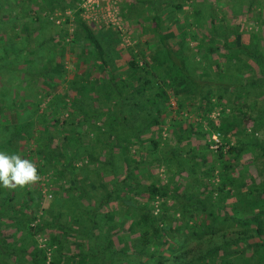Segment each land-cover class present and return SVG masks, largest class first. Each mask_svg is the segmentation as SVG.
Masks as SVG:
<instances>
[{
    "label": "trees",
    "instance_id": "trees-1",
    "mask_svg": "<svg viewBox=\"0 0 264 264\" xmlns=\"http://www.w3.org/2000/svg\"><path fill=\"white\" fill-rule=\"evenodd\" d=\"M64 1L57 0L49 11L74 8L77 0ZM183 5L174 2L170 6L175 13ZM78 12L73 15L75 30L70 40L81 37L84 43L75 63L88 52L87 57L92 58L89 65L100 77L85 82L70 80L66 89L57 90L61 75L59 69H53V59L38 72L26 71L31 61L27 55L22 67L11 60L0 61V78L4 74L8 78L6 86L0 82L1 151L17 153L21 140L35 137L33 140L41 143L37 149L41 158L58 164H54L45 206L39 204L41 192L35 187L17 194L21 187L0 186V264H164V256L186 238L216 232L223 235L236 225L245 229L230 241L167 264H264V180L249 185L241 178L235 184L236 178L229 173L242 166H233L231 160L261 141L237 137L232 142L230 137H220L215 158L208 160L205 137H199L206 133L202 121L171 114L193 104L194 112H203L210 130L220 129L224 135L231 132L239 121L236 114L222 111L219 124L205 114L213 104L224 103L237 86V82L220 80L223 72L236 66L232 55L241 54L261 66L262 53L254 44L228 40L232 27L218 24L211 13L196 8L193 20L185 18V27L176 35L169 30L170 21L161 23L167 13L153 12L152 47L138 46L135 52L127 47L130 55L125 64H113L118 38L108 30L94 33ZM45 19L51 22L47 16ZM66 34V28L59 33L62 38ZM1 50L3 56L15 52L7 46ZM22 51L30 53L25 48ZM219 56L226 57V62L219 61ZM238 60L239 75L248 65ZM21 70L22 80L14 81ZM228 75L231 78L230 71ZM41 83L47 88L40 89ZM19 88L24 91L21 95ZM237 91L234 99L246 95ZM169 96L175 99V108L171 109ZM64 110L68 115L60 117ZM47 119L53 127L49 128ZM163 122H168L173 135L164 141L159 135ZM193 133L198 136L193 138L203 140L204 151L191 144ZM152 166L164 168V180L151 171ZM216 166L219 178L213 182ZM76 167L81 168L80 174ZM66 176L64 185L60 181ZM231 196L233 201H227ZM36 211L40 212L38 218L31 223ZM127 219L129 224L124 227ZM43 231L49 254L36 238V233Z\"/></svg>",
    "mask_w": 264,
    "mask_h": 264
},
{
    "label": "rangeland",
    "instance_id": "rangeland-1",
    "mask_svg": "<svg viewBox=\"0 0 264 264\" xmlns=\"http://www.w3.org/2000/svg\"><path fill=\"white\" fill-rule=\"evenodd\" d=\"M56 2L57 0H0L1 31H5L3 25H6V23L11 21L16 23L27 21V23L25 22L24 24L27 28V26L30 25L28 22L29 19H33V21L37 20L38 23L41 24L42 28L50 29V31H52V38L49 37L50 39H48V37H44V34H42L41 31L37 35L38 37H36V35V38L34 37V41H36L34 46L29 45L28 47H24L25 51H30V53L32 51L33 54H25L26 52L20 54L18 53L15 56H8L4 60L0 59V61L11 60L12 63H16L18 67H22L21 65L27 55L31 61H29L27 64L28 67L26 66V71L38 72L41 67H44V63L49 62L50 59H53L54 66L52 67L54 70L59 69V73L61 75V79L56 85L57 90L64 88L66 89L69 86L68 83L70 80L77 79V81L79 80L81 82H85L86 79L100 77V72L96 71L95 68L89 65L92 62V58L91 56L87 57L89 55L88 52L84 53V55L81 54V62L78 64L75 63L76 57L80 55V51L78 50L84 43V41L80 39L81 37L76 38L74 42L70 40V35L73 29L75 30V23L73 19L75 11H79L78 15L80 19H82L94 33L102 30H108L111 32L113 38H118L116 43L118 55L115 54V57L112 60L113 64L116 63L124 65L126 59H128L130 55V52L128 51L129 48H133L131 49V52H135L134 48L138 46H143V48L152 47V40L155 39L151 30V15L153 12L159 14L167 13V15L163 17L161 23L162 25H165L170 21L169 30L174 35H176L181 27H185V22H183L185 18L188 20H193V16H191V14H193V9L201 8L206 14L211 13L213 17L215 16L216 20L218 19L216 21L218 24L228 23L230 27H232L233 32L229 36L228 40L238 41V43L242 45H248L250 43L254 44V46L257 48V52L262 53L261 58L263 64L259 66L256 65L252 59L248 58L245 60L241 54L240 56L232 55L234 59L233 63H236V66L232 65L228 68V70L231 72V78L228 75L229 71H225L222 73L224 76L220 80L228 83L237 82V86H233L234 88L232 87L231 94L228 98L226 97L224 99V103L220 102L219 104H213L212 108L205 114V116L209 117L210 119H216V124L221 123L220 121L222 111L229 112V116L236 114V118H239V121L237 126H234L231 132H228L224 135L220 129L210 130L205 122V118L202 117L203 112H194L193 104L192 106L185 105L177 112H171V114H174V117H181L184 120L189 119L193 121H202V128L206 130V133L204 136L199 137H205L207 143V149L205 150V153L208 160L215 158L214 151L216 144L211 139L212 133L218 132L219 137H230L232 142H234L237 137H256L257 142L261 141V143L259 142V146L257 145L256 147H252L250 151L242 152L236 157V159H232L231 164L233 166H235L236 163L240 165L242 164V166L236 169L231 168L229 173L236 178L235 184L241 181V178H244L246 183H250L249 185L259 184L264 180V153L261 152L262 148H264V0H94V2L91 4H87L86 10L82 8V3L84 0H77L74 3V8H54L52 11H49V6L51 5V7H54L53 5H56ZM174 2L184 3L183 8L181 10H177L175 13L170 6ZM64 3H66V0ZM46 16L51 22L45 20ZM65 18L67 21L64 24L63 22L65 21ZM12 27L14 28V26ZM57 28H61L59 33H63L64 28H66L67 34L62 38V35L60 36L59 33H56ZM8 32L11 34L13 33V30L11 29ZM145 39H148V41L145 42ZM22 40V38L17 39L15 42H10V44L6 46L8 49L12 47L14 50H19V48L23 47ZM173 40H176V38L174 37ZM3 41L4 40H0V52H2L1 46L5 45V43L3 44ZM46 45L53 46V52L49 54L50 56L47 55L48 51L45 52L43 50V48L46 49ZM189 45L193 51L197 52V49L195 46H193L192 41H189ZM44 56L47 57V59L44 60ZM225 58L226 57L224 56H219L218 60L226 62ZM240 58L247 63L248 67L243 71V73L238 75L236 74V71L237 73L241 72L239 71L240 61L238 60ZM111 67L108 69H111ZM121 67L122 66H118L119 69ZM23 73L24 72L22 70L19 71L18 74H16L14 81L17 79L22 80L24 75ZM7 79L8 78L6 74H4L3 78H0L2 86H6ZM37 85L40 87L38 83ZM42 88H47V86L41 83L40 89ZM236 90H238L237 92L239 93L244 91V94L246 95H240L234 99ZM23 92L24 91L22 88L17 90V93L20 95L23 94ZM10 93L13 95L14 90L12 89V92ZM211 100L214 101V97H211ZM168 101L171 109L172 107L175 108V99L169 96ZM40 107L42 108L43 105ZM68 113V110H64L61 114H59V116L61 115L60 117H65V114L68 115ZM49 119H47L46 122L49 128H51L53 126L50 125L52 123ZM258 122L259 124H257ZM35 126H37V123H35ZM43 126H41V128ZM152 128L156 127L153 126ZM77 130L81 132L80 127H78ZM171 130V128L168 129V122H163L161 124L159 135L162 137V140L167 139V137H173ZM51 132H54V134L56 133L53 128L51 129ZM58 137H61V134H58ZM191 137V144L194 146L197 145L199 151H204L203 140H196L193 138L198 137L194 133L191 135ZM33 139H35V137L21 140L18 143V151L16 154H22L24 156L23 158L30 159L36 163L40 179L34 184L20 188V191H17V194H21L27 188L35 187L41 192L39 204L45 206L49 201V194L51 193V175L54 173L55 165L58 167V164L50 162L47 158H41L40 152L37 150L41 143ZM162 142L161 146L163 145ZM135 148V145L131 146L132 153L134 152ZM43 159H45V161L48 163L42 162ZM150 169L155 173V175H158L163 180L165 179L166 176L163 167L152 166ZM218 170L219 169L217 166L213 170V175L211 176V180L213 182L218 181ZM75 172L80 174L81 168L76 167ZM66 178L67 176L60 181L64 185L67 184ZM109 178L110 176L106 177V179ZM243 190L244 188H241L242 192ZM245 194L246 191L244 195ZM234 198L235 197L233 196L228 197L227 201H233ZM18 200L22 201V197L18 198ZM109 206L113 207L114 203L110 202ZM39 213V211H36L34 214V219L31 220V223H34L37 220ZM242 215L248 216L247 214ZM1 220L8 221L7 218H2ZM128 224L129 220L127 219L123 226L127 227ZM244 229L245 226L236 225L232 229L229 228L223 235L220 234V232H216L212 234H201L200 238L198 239L188 237L183 241L181 246H178V249L168 252V255L164 256L161 261L164 264L180 262L183 258L189 257L192 254H196L208 246H213L228 240L230 241L236 233L239 234ZM235 230H237V232ZM36 238L40 245L44 244L45 246L47 233L44 231L38 232L36 233ZM47 246L49 247V245ZM47 246L45 247L47 253L49 254ZM116 246H118L117 243ZM131 258L132 257H130V259Z\"/></svg>",
    "mask_w": 264,
    "mask_h": 264
},
{
    "label": "clouds",
    "instance_id": "clouds-1",
    "mask_svg": "<svg viewBox=\"0 0 264 264\" xmlns=\"http://www.w3.org/2000/svg\"><path fill=\"white\" fill-rule=\"evenodd\" d=\"M39 179L34 161L16 153L0 151V186L7 189L23 188L38 182Z\"/></svg>",
    "mask_w": 264,
    "mask_h": 264
},
{
    "label": "crops",
    "instance_id": "crops-1",
    "mask_svg": "<svg viewBox=\"0 0 264 264\" xmlns=\"http://www.w3.org/2000/svg\"><path fill=\"white\" fill-rule=\"evenodd\" d=\"M34 20H35V18H34ZM25 22L27 23V21L19 22V23L11 21V22L6 23V25H3V27L5 28V31H1L0 30V40H4L3 41V44L5 43L4 46L10 44V42L11 43L15 42L17 39H20V38L23 39L22 40V42H23L22 46L23 47L19 48V50L18 49L15 50L14 53H8V56H10V57L13 56V55L15 56L18 53L19 54L23 53L24 51H22L21 49L24 48V47H28L29 45L34 46V43H36V41H34V39L36 37H38L37 35L41 31H42V34H44V37H46V38L48 37V39H50L49 37L52 36V31H50V29L42 28L41 24L38 23L37 20L33 21V19H29L28 22H29L30 25H28L27 28L24 25ZM12 26H14V28ZM11 29L13 30V33L10 34L8 31L11 30ZM35 35H36V37H35ZM46 46H47L46 49L43 48V50L45 52L48 51L47 55H49V54H51L53 52V46L52 45H46ZM10 50L12 51V47H10ZM43 50H41V51H43ZM0 53H1L0 59H6L8 57V56H3V51L0 52ZM30 54H33V52L31 51ZM43 59L45 60V59H47V57L44 56Z\"/></svg>",
    "mask_w": 264,
    "mask_h": 264
},
{
    "label": "built area",
    "instance_id": "built-area-1",
    "mask_svg": "<svg viewBox=\"0 0 264 264\" xmlns=\"http://www.w3.org/2000/svg\"><path fill=\"white\" fill-rule=\"evenodd\" d=\"M92 2H94V0H84V2L82 3V8L84 10H86L87 9V4H91ZM219 138L220 137H219V133L218 132L212 133L211 139H212V141L215 142V144L219 142Z\"/></svg>",
    "mask_w": 264,
    "mask_h": 264
}]
</instances>
